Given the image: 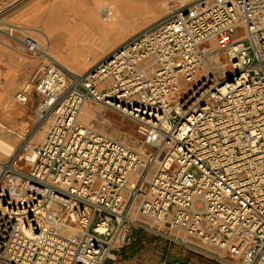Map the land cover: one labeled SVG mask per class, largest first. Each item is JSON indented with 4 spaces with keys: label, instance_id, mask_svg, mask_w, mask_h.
Here are the masks:
<instances>
[{
    "label": "built area",
    "instance_id": "2783aa9c",
    "mask_svg": "<svg viewBox=\"0 0 264 264\" xmlns=\"http://www.w3.org/2000/svg\"><path fill=\"white\" fill-rule=\"evenodd\" d=\"M21 41L42 60L14 98L45 121L0 161V264H104L140 230L264 264V0H190L84 71L47 34ZM87 102L135 120L143 146L83 120Z\"/></svg>",
    "mask_w": 264,
    "mask_h": 264
},
{
    "label": "crops",
    "instance_id": "0c3cea01",
    "mask_svg": "<svg viewBox=\"0 0 264 264\" xmlns=\"http://www.w3.org/2000/svg\"><path fill=\"white\" fill-rule=\"evenodd\" d=\"M11 1L18 3L8 12L7 22L16 30L0 31V61L1 67L5 69L1 78L5 81L30 79L40 64L36 59L21 54L20 45L25 30L38 34L37 37L49 35L54 53L61 58L62 63L70 64L77 71L88 69L112 49L105 51L101 46L103 40L114 36L116 29L113 26L110 30L101 9L102 23L92 12L103 0ZM69 31L72 36L67 40L65 35ZM193 260L198 264H209L195 260V257Z\"/></svg>",
    "mask_w": 264,
    "mask_h": 264
},
{
    "label": "rangeland",
    "instance_id": "374dc122",
    "mask_svg": "<svg viewBox=\"0 0 264 264\" xmlns=\"http://www.w3.org/2000/svg\"><path fill=\"white\" fill-rule=\"evenodd\" d=\"M182 1L183 0H167L168 3L166 5V7H164V10H161V12H159V15L165 13L170 8H172L173 4L180 3ZM17 3H18V1L15 2L14 6H16ZM7 21H8L7 15H5L4 21L0 22V24L3 25L2 29L8 30V31H15L16 29L13 27H10V25H8L9 23ZM147 22L148 21L142 22L139 26L134 27V28L130 27L127 34L123 38L126 39L129 35H131L135 31L141 29L142 26L145 25ZM3 30L0 29V31H3ZM26 32L38 35V34L31 32V31H27V30L23 31V33H26ZM20 47H21L20 50H21L22 55L36 59L38 62H40L42 60V58L40 56L34 55V54L28 52L23 47L22 44L20 45ZM216 59H217V57H216ZM221 71L225 72V68L221 69ZM35 74L30 79L23 80L21 82H15L12 80L5 81V87L0 88V106L5 105V103H4L5 101H4V99H2V96H5V94L7 93L9 95V97L11 98L9 103L12 104V107H13L12 109H9V110L3 109V111H2V109H1L0 113L1 114H3V113H16L17 118L14 117L13 119L11 118V119L6 120V121L8 123H10V121H11V124L13 122V125L19 131H23V132L27 131L26 140L33 139L34 137L38 136V135L36 136V133L38 132V130L40 129V127L44 123L45 117H42L41 119L36 121L34 126L31 127V123L33 122L34 116L36 114L35 108H32L28 104H23V103L16 101V99L14 98V94L18 89H20L23 86L24 87L28 86L30 92H32L33 87H34L35 82H36V79L34 78ZM95 105H99V107H97V106L95 107ZM91 106L94 107L95 109L102 110L103 113H107L108 115L121 117L125 121V123L123 125H121V127H120V129H121L120 131L122 132V134L128 135L129 137H131L130 128L131 127L135 128L139 137H138L137 141H134L133 138L131 137L130 141L133 143V145H136V146L142 145V135L138 131V123L135 120H133L132 118H130L129 116H127L123 113H120V112L114 110L113 108H111V107H109L103 103L93 102V103H91ZM20 113H23V115H20ZM93 123L98 129L103 130L105 132H109L110 134L115 136L117 139H122L119 136H117L118 130L115 129L114 126L111 125V123H109L103 119H98V118L93 119ZM22 141H23V139L20 141H18V140L15 141V149L17 147L23 146L25 144V141H23V142ZM163 229L168 231L169 228L163 227ZM139 234H140V236L135 242H132V243H130L124 247H121L119 250H115L113 258H109L104 264H158L161 261V259H163L164 256L167 255L168 253H173V254H179L180 253L183 256L189 255L186 257H190L193 259L195 257V260L198 259L201 262H207L209 264H219L216 262H211L208 259H206L205 257H203L201 255H197V254L193 253L192 251H189L187 248H185L184 246H181L178 243L170 242L166 238L165 235L155 234L153 231L151 232L148 230H140ZM171 248H174V250H169ZM183 253H185V254H183ZM197 264H198V262H197ZM220 264H222V263H220Z\"/></svg>",
    "mask_w": 264,
    "mask_h": 264
},
{
    "label": "bare ground",
    "instance_id": "6f19581e",
    "mask_svg": "<svg viewBox=\"0 0 264 264\" xmlns=\"http://www.w3.org/2000/svg\"><path fill=\"white\" fill-rule=\"evenodd\" d=\"M188 1L190 0H183L180 3L173 4L172 8H170L165 13L159 15V12H161V10H164V7H166L168 3L167 0H103L102 2H100V5H98L97 8L92 10V12L99 17V20L102 23V18L99 12V10L101 9V12L103 13L106 19L105 23L110 26V30L114 26L116 32L114 36H110L109 38L103 40L101 49L108 51L109 49L117 45L119 42H121L123 39H125L123 37L127 34L130 27L134 28L139 26L142 22L148 21L145 25L142 26L144 27L150 22L157 19L158 17L170 12L172 9ZM2 27L3 25L0 24V29H2ZM70 33L71 32L69 31L65 35V38L67 40H69L72 36ZM57 57L61 60L59 56ZM66 65L75 70V68L72 67L70 64L66 63ZM4 70L5 69L1 67L0 61V88L5 87V80L1 78V75H3L5 72ZM9 98L10 97L7 93L5 94V96H2V99H4L5 101V105L0 106V112L1 109L3 111V109L9 110L13 108L12 104L9 103L11 100V98ZM96 106L98 107L99 105ZM20 115H23V113H20ZM14 117L17 118L16 113H0V161H4L9 158V156L15 150V141H20L26 138L27 131H19L13 125V122L11 124V121L10 123L6 121L11 118L13 119ZM81 117L83 118V120L89 123H93V119L96 118L103 119L111 123V125H113L114 128L118 130L117 136L122 139L130 140L132 137L134 141H137L139 137L138 133L133 127L130 128L131 137L122 134V132L120 131V127L125 123V121L121 117L111 116L107 113H103L102 110L95 109L91 106L90 102H87L82 108ZM39 119H41L40 112L36 111L33 122L31 123V127L34 126L35 122ZM40 130L41 127L36 133V136L41 132ZM33 139H35V137ZM137 146L142 147L143 145ZM162 226L168 228L165 224H162Z\"/></svg>",
    "mask_w": 264,
    "mask_h": 264
}]
</instances>
